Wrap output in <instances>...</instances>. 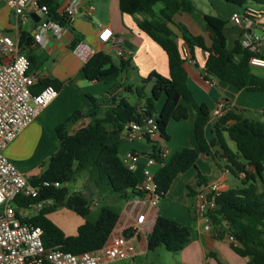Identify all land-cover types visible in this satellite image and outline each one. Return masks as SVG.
I'll use <instances>...</instances> for the list:
<instances>
[{"label":"trees","instance_id":"16d2710c","mask_svg":"<svg viewBox=\"0 0 264 264\" xmlns=\"http://www.w3.org/2000/svg\"><path fill=\"white\" fill-rule=\"evenodd\" d=\"M225 1L239 7L251 2L264 5V0ZM41 3L47 6V16L51 20L63 27H69V30L76 34L58 13V0H41ZM157 3L161 5L156 9ZM118 6L123 13L144 14L143 19L136 21L137 26L167 54V77L153 70L141 78L144 83H152L150 96L144 106L146 112L154 116L160 135L168 140V122L171 119L186 118L187 106L195 111L193 132L198 149L184 147L170 154L155 173L158 189L164 196L179 173L195 166L199 152L213 157L211 147L219 145L223 156L227 158V167L231 174L237 176V172H242L245 179L240 185L222 190L215 198V208L209 213L212 226L219 237L230 234L237 239L239 245L231 247L238 255L249 258L245 264H264V121L245 117L240 113L243 110L229 107L213 122L210 129L212 136L207 138L205 128L210 118V110L206 104L197 103L193 98L187 85L184 61L176 42L177 35L169 23L173 22L172 17L178 12H187L197 17L211 37L209 46L205 44L202 35L192 34L185 25L177 24L176 27L189 49L196 47L207 53L204 64L206 72L237 89L264 91V78L253 73L248 63L252 53L241 47L240 39L235 40L234 45L229 48L224 31L227 21L211 14L198 16L191 0H118ZM81 40L82 36L78 35L70 48L74 49ZM33 42L35 39L31 32L21 30L19 48L25 51ZM25 53L30 62L28 73L35 74L41 61L29 51ZM129 64L128 58H119V63L116 64L109 53L99 50L84 62L80 75L89 81L109 83L123 73ZM70 83L71 80L63 82L56 78L41 77L31 90L38 93L47 85L59 90L63 85ZM126 89L129 90L130 87ZM114 91L112 89L102 96L87 94V105L83 109L74 110L56 126V149L42 163L40 173L28 177L33 184L58 181L63 185L41 187L35 198L17 196L14 199L17 207L27 208L39 201H51V204H44L33 215L21 219L42 229L41 239L47 248L59 247L72 253L99 248L118 219L119 212L104 206L97 218L90 220L87 215L91 209V198L78 188L69 189L70 182L76 183L85 178L96 191L104 182H108L114 192L123 199L142 193L136 188L139 181L136 173L128 169L118 155L120 134L128 123L139 121V106ZM136 92L141 97L142 93L138 87ZM162 95L165 96L164 103L161 109L156 111L155 102ZM224 133L235 144V151L226 143ZM146 140L152 145L149 155L159 160V145L155 141ZM247 166L256 168L254 176L248 175ZM205 184L206 178L197 171L195 183L186 186L187 196L194 197L197 190ZM57 207H66L85 219L84 223L78 226L76 235H65L47 217V214ZM189 211L192 224L197 214L192 206ZM192 237V225L180 223L158 212L146 237V245L149 250L163 246L170 252H178Z\"/></svg>","mask_w":264,"mask_h":264},{"label":"crops","instance_id":"0c3cea01","mask_svg":"<svg viewBox=\"0 0 264 264\" xmlns=\"http://www.w3.org/2000/svg\"><path fill=\"white\" fill-rule=\"evenodd\" d=\"M58 1L59 7L64 3H75L77 5L79 14L76 19L69 24L70 27L75 30L76 34H73L69 30V27L67 28L66 26L63 27L60 35H54L48 31L40 43L36 41L33 42L32 45L27 47L25 52L29 51L36 55L39 61H41V65L35 72L39 78L50 77L63 82L72 79L74 83L65 84L57 90L55 98L42 109L35 120L26 126L8 145L5 153L9 159H13V145L20 137H29L35 133V130L40 133L42 138L46 139L49 137L44 133V128H50L48 133L50 132L51 134L52 132L51 137L48 139L51 144V148L48 151H50V154L54 152L56 149V126L66 119L74 110L83 109L87 105V94L96 96L99 94L104 95L113 89L115 90V94L127 98L129 102L137 106L144 105V102L140 100L141 97H139L136 92L137 86L134 83H125L128 78L127 74L121 77L120 80L115 79L109 83L95 80L89 81L79 76L80 69L85 62V60H82L75 53L79 44L90 47L93 53L99 50H103L107 53L113 51L115 53L111 44L102 45L97 41L99 25L110 26L113 29L115 38L125 51L126 58L124 59H129L130 65L136 73L137 80L146 77L148 73L153 70L166 77L169 75L167 54L159 44L137 26L136 21L143 19L145 17L144 14L135 13L130 15L121 12L118 6V0ZM212 4L215 8L214 14L203 11L201 13L196 12L195 6L194 12L199 16H203L204 14L215 15L227 21L224 31L227 37V46L229 48L234 45L235 40L241 39L244 32L258 33L260 31V27L257 23H250L248 25L242 24L241 26L231 23L230 15L235 11H241L243 7H239L225 0H214ZM246 5L264 9V5L252 2ZM90 7H92V9H90ZM155 8L157 9L158 7ZM172 21V23H169V26L177 35L176 42L179 48L184 41L181 38L180 31L176 27L177 24L185 25L194 35H202L207 46L211 44L209 33L203 28L202 22L197 17L187 12H178L174 14ZM13 22L14 13L12 9L6 3V0H0V29L11 32ZM31 22L33 24L31 34H33L36 29V22L33 19ZM77 34L82 36V40L74 49H71L72 43L75 38L78 37ZM189 50L195 58L196 64L191 65L184 63L183 67L187 74V85L193 94L194 100L197 103L206 104L210 110V118L205 128L207 138L212 136L210 129L213 122L216 120L213 114L216 103L220 100L225 101L228 108L230 107L233 109L236 107L239 110H243L240 113L245 117H251V112L256 107L259 108L262 115L264 114V111L261 110L262 107L264 108V91L237 89L215 76L210 74L205 75L204 64L207 53L196 47ZM260 56L264 58V46L261 49ZM4 58V56H1V60H5ZM251 70L253 73L264 78V67L251 66ZM126 87H130V89L127 90ZM164 99L165 96L162 95L157 100L155 104L156 111L161 109ZM181 102L186 105L183 100H181ZM187 109L188 114L186 118L181 120L171 119L167 124V133L169 137L168 141L164 139V144L169 148L170 154L184 147L198 149L193 132L195 111L188 106ZM36 124L38 126L37 129H32L25 133ZM224 137L230 149L235 151V144L233 145L231 143L225 133ZM151 150L152 145L146 139L137 138L130 140L124 131L120 134L118 145L119 157L127 151H136L140 154L134 169L139 181L143 178L142 172L146 164V157ZM211 152L213 157L199 152L195 161V166L183 173H179L173 179L168 191L164 194L158 205L157 213L161 212L169 218L175 219L183 224L192 225L193 227V237L191 241L183 249L175 252V255H173V264H245L249 259L248 257L238 255L233 250L226 237H219L214 232V228L209 230L204 229L203 221L198 217H196L195 221L191 224L189 206L194 207L195 199L194 197L189 198V200L187 199L188 196L185 187L195 183L197 171H200V173L204 175L206 184L208 185L221 179V171L224 167L229 165L219 145L211 147ZM50 154L47 156L44 154L43 157L37 158L28 168H23L17 163L16 164L26 176L27 174L35 176L40 173L42 163ZM162 165L163 164L160 163L151 165V171L153 170L156 173ZM242 175L244 176L242 172H237V176L232 175L230 172V174L224 178V189L237 186L238 179L236 178H240ZM82 179L83 178H81V180ZM180 191L181 196H179V198L174 200L170 198L169 195L171 193L173 194ZM94 199H97V197H94ZM30 209H33L34 212L38 210L35 207H29L28 211ZM92 209L91 205L90 212L87 215L88 218L90 217ZM120 213L121 211L119 214ZM47 217L55 223L65 235H76L78 226L85 221L82 216L66 207L55 208L47 214ZM89 219L92 220L91 217ZM137 243V248L140 249L138 255L145 254L147 245L142 235L139 236ZM112 264H124V261L118 260L114 261Z\"/></svg>","mask_w":264,"mask_h":264},{"label":"built area","instance_id":"2783aa9c","mask_svg":"<svg viewBox=\"0 0 264 264\" xmlns=\"http://www.w3.org/2000/svg\"><path fill=\"white\" fill-rule=\"evenodd\" d=\"M6 3L14 13V22L11 32L0 29V264H111L118 260L124 261V264H136L134 258L140 252L137 248L138 238L142 235L146 240L163 196L155 182V172L151 171L150 166L155 163L164 164L170 154L154 116L146 112L144 105L139 106V121L128 123L124 132L130 140L142 138L155 141L159 145V160L150 155L146 157L143 178L136 186L142 193L125 199L114 227L99 248L81 253L64 251L59 247L47 248L41 239L42 229L21 220L28 216L29 207L39 210L44 204H51V201H39L28 208L17 207L14 204L17 196L35 198L41 187H60L63 184L58 181L31 183L26 174L5 154L8 145L57 95V90L52 85L45 86L38 93L32 92L31 88L39 77L28 73L29 59L18 45L20 25L32 20L31 13H35L39 20L32 36L39 43L48 31L60 35L63 26L47 16V6L41 0H6ZM58 13L71 24L78 16L79 9L75 3H64L58 7ZM230 21L237 26L250 23L259 25L258 33L244 32L240 43L243 49L252 53L249 65L264 67V58L260 56L264 46V9L245 5L241 11L230 15ZM97 41L102 45L111 44L119 58H126L125 51L110 26L99 25ZM179 49L184 63L196 64L185 42ZM75 53L86 61L93 50L79 44ZM1 56L5 60H1ZM206 74L209 73L205 70ZM227 109L225 101H218L214 117L222 116ZM139 157L138 152L127 151L120 159L128 169L134 171ZM229 174V168L224 167L221 179L203 185L194 196V209L206 230L213 229L209 213L215 208V198L224 190V178ZM214 232L217 234L215 229ZM225 237L231 246L239 245L232 235L225 234Z\"/></svg>","mask_w":264,"mask_h":264},{"label":"rangeland","instance_id":"374dc122","mask_svg":"<svg viewBox=\"0 0 264 264\" xmlns=\"http://www.w3.org/2000/svg\"><path fill=\"white\" fill-rule=\"evenodd\" d=\"M191 1H193L192 3H194L193 5L196 8V12L201 13L203 11V12L214 14L215 8L213 7V4H212L214 0H191ZM160 5H161L160 3H157L156 7H159ZM32 27H33V24L31 20H27L25 23L20 25V30L32 32V29H33ZM109 54L112 57V61L118 64L119 57L113 51H110ZM126 74L128 78L125 83L126 84L134 83L141 90L142 94H141L140 100L145 103L146 99L150 96L151 82L144 83L141 81V79L137 80L136 73L135 71H133V68L131 67L130 64L129 66H127V68L125 69L123 73L119 74V76L116 79L120 80V78ZM79 76H81L80 73H79ZM71 81L73 84L74 82L72 79ZM102 95L103 94H99L98 96H102ZM261 110L264 111V108L262 107ZM250 118L255 119V120L264 121V114L262 115L259 108L256 107L254 108V110H252ZM37 128L38 126L36 124L30 129H28L25 133H27L28 131L32 129H37ZM49 129L50 128H46V129L44 128V133L48 135L49 137H51L52 132L51 134L50 132L48 133ZM49 137L46 138L47 139L46 141V139L41 137L40 133L37 130H35V133L29 137H26V138L20 137L13 145L14 157L13 159L10 158V160L15 162V164L17 163L19 166H22L23 168H28L37 160V158L43 157L44 154L46 156L50 154V151H48L51 148L50 141H48ZM231 143L234 145L232 141ZM168 157L166 159H168ZM246 171L249 176H254L256 168L254 166H247ZM29 176H31V174L29 175L27 174V177ZM236 179H238L237 184L240 185L241 182L245 179V177L242 175V177L236 178ZM193 184H189V185H193ZM68 187L69 189L74 190L76 188V183L70 182L68 184ZM78 189H80L81 192L84 193L86 196L91 198V201H92L91 205L93 209L90 213V217L92 220H94L98 216L100 209L104 206H109L110 208H112L113 210L117 212H120L124 207L125 199L121 198L117 193H115L108 182H104V184L97 190L98 191L97 192L95 188L91 184H89L85 178H83L82 183L80 184V188ZM185 190H186V187H185ZM169 196L172 200L177 199L179 198V196H181V191L177 193H173V194L171 193ZM94 197H97V199H94ZM187 199L189 200V197H187ZM28 212H29L28 216H31L35 213L33 209H30ZM173 255H175V252H170L166 250L163 246H159L154 249H150V250L147 249L145 254L137 255L134 258V262L136 264H139V263H142V264H173V261H174Z\"/></svg>","mask_w":264,"mask_h":264},{"label":"water","instance_id":"95a60500","mask_svg":"<svg viewBox=\"0 0 264 264\" xmlns=\"http://www.w3.org/2000/svg\"><path fill=\"white\" fill-rule=\"evenodd\" d=\"M31 18L37 22L39 20V18L37 17V15L35 13H31ZM82 183V180H78L76 182V188H80V184Z\"/></svg>","mask_w":264,"mask_h":264}]
</instances>
